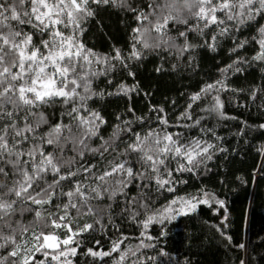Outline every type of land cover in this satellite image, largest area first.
Returning a JSON list of instances; mask_svg holds the SVG:
<instances>
[{"label":"snow or ice","instance_id":"snow-or-ice-1","mask_svg":"<svg viewBox=\"0 0 264 264\" xmlns=\"http://www.w3.org/2000/svg\"><path fill=\"white\" fill-rule=\"evenodd\" d=\"M111 9L135 22L128 50L113 46L98 53L82 40L85 25ZM261 21L264 0H0V264H73L85 242L81 237L109 227L115 238L108 249L97 239L83 255L104 264H155L156 257L143 251L157 249L159 237L150 234L151 226L159 224L162 236L166 223L201 204L223 207L224 201L203 189L197 195L165 194L187 183L179 174L206 169L217 151H225L219 146L223 137L206 121L238 119L224 111L221 99L223 92L244 91L229 87V74H242L254 63L264 72ZM245 30L255 35L242 39ZM190 34L201 43L192 42ZM223 39L232 41L235 59L218 70V79L187 95L175 121L162 106L150 105L151 116L129 107L131 117L117 115L112 132L101 135L108 121L89 102L131 99L139 92L137 82L97 91L94 84L102 77L111 85L112 74L124 72L135 81L133 64L148 55L161 60L156 72L168 71L164 63L170 59L173 72L195 71L196 49L215 52ZM251 45L257 49L248 58L242 50ZM248 95L264 100V85ZM240 123L236 135L243 136L250 126ZM258 127L264 129V123ZM161 197L164 203H158ZM117 218L141 229L138 243H126L131 237Z\"/></svg>","mask_w":264,"mask_h":264},{"label":"trees","instance_id":"trees-1","mask_svg":"<svg viewBox=\"0 0 264 264\" xmlns=\"http://www.w3.org/2000/svg\"><path fill=\"white\" fill-rule=\"evenodd\" d=\"M134 26L135 22L130 15L115 9L101 10L85 25L87 31L82 40L87 47L98 53H108L113 46L127 51L129 33ZM252 35H255L254 30H245L241 38ZM190 39L194 43H201L200 38L194 34H190ZM232 46L230 39H223L215 52L207 48H197L195 71L181 67L173 72L171 64L175 61L170 59L164 63L168 71L156 72L155 68L161 60L156 55H148L142 62L133 64L135 81L124 72L113 73L111 85L102 77L94 84L97 91H114L121 82L128 85L137 82L139 92L132 94L131 99L124 96H106L104 99L93 98L89 102L92 108L101 110V114L108 121L102 128L101 135L107 137L112 132V125L117 123V115L122 118L131 117L132 114L127 112L129 107L135 110L136 115L151 116L150 105L162 106L170 120L175 121L183 110L187 95L199 91L205 82L218 79L221 75L218 70L235 59V55L229 52ZM256 49V45L248 46L246 50H242V54L250 58ZM260 67L259 63H254L242 74L228 76L226 82L230 88L244 89L236 93H221L225 104L224 111L238 119L206 121L209 127L215 126L217 135L223 137L219 146L225 151H217L213 159L207 162L206 169L179 174L178 178L187 183L177 185L176 193L165 194L168 198L174 195H197L203 189L224 201V206L213 203L209 207L201 204L194 212L166 223L162 236L159 224L151 226L150 234L159 237L155 241L157 249L143 251L146 255L156 257L155 264H240L241 259L246 264H264V151L259 150L264 148V129L258 127L264 123V108L259 107L264 100L253 101L248 95L250 88L264 85V72L260 71ZM172 101H176V104L173 105ZM207 103L208 100H203L201 106H206ZM240 121H246L250 126L245 129L243 136L236 135L242 126ZM135 128L137 131L141 130L140 125ZM169 131L185 130L170 128ZM191 134L195 135V130ZM164 202V197H161L158 203ZM115 212H119V208H115L114 214ZM84 220L92 222L90 217H85ZM116 223L120 225L121 231L131 237L126 243H138L136 237L141 229L137 225L119 218ZM221 231L225 235L222 236ZM225 236L232 238L231 243ZM110 237L115 238L114 229L111 227L106 233H85L81 237L85 242L73 258V264H104L103 261H93L92 257L82 253L88 247H95L97 239L104 250H107ZM240 244H244L245 248H238L237 245ZM160 251L166 255H159Z\"/></svg>","mask_w":264,"mask_h":264}]
</instances>
